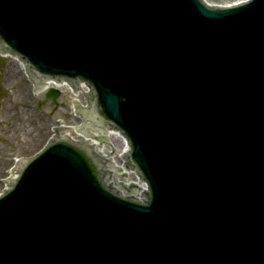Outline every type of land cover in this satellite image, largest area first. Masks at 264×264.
<instances>
[{
	"label": "water",
	"instance_id": "95a60500",
	"mask_svg": "<svg viewBox=\"0 0 264 264\" xmlns=\"http://www.w3.org/2000/svg\"><path fill=\"white\" fill-rule=\"evenodd\" d=\"M0 51L84 82L78 131L119 130L149 186L58 130L0 197V264H264V0H0Z\"/></svg>",
	"mask_w": 264,
	"mask_h": 264
},
{
	"label": "rangeland",
	"instance_id": "374dc122",
	"mask_svg": "<svg viewBox=\"0 0 264 264\" xmlns=\"http://www.w3.org/2000/svg\"><path fill=\"white\" fill-rule=\"evenodd\" d=\"M204 1L223 6L239 0ZM17 66L11 59H0V193L16 159L37 154L59 122L67 126L77 123L69 110V91L62 92L57 104L46 100L48 91L33 94Z\"/></svg>",
	"mask_w": 264,
	"mask_h": 264
},
{
	"label": "bare ground",
	"instance_id": "6f19581e",
	"mask_svg": "<svg viewBox=\"0 0 264 264\" xmlns=\"http://www.w3.org/2000/svg\"><path fill=\"white\" fill-rule=\"evenodd\" d=\"M18 67H19V72H23V67L22 65H19L17 64ZM52 82V81H50ZM48 82L47 84L43 85L42 88H46L48 89L52 83ZM63 85H58L57 87H62ZM79 97V98H78ZM81 98V96L78 95V93H74V96L72 98L69 99V110L72 112V108L74 109V100H79ZM80 104H84L85 102L82 101L81 99L79 100ZM71 104V105H70ZM59 125L61 126H57V130H59V132L61 131H67V130H72L73 128H68V127H65L63 123H60ZM58 132V131H57ZM56 132V134H57ZM92 135L89 137L87 135V137L90 139V146H96V157H108L106 151H109L111 149H113V165L112 167H114V165L116 164V162L118 161V157L115 154V151L114 149L120 151L121 149H123V143H124V139L121 138L118 134L116 133H113V132H110L109 134H107V136L109 137L110 139V147L108 146H103V145H99L98 142L94 139V137L96 136H100V133H93L91 132ZM67 134V133H66ZM70 134V133H69ZM95 135V136H94ZM83 136L86 138L85 134H83ZM10 172V174L8 175V177L10 176V178L7 180V182L10 180H13L14 178H11L14 176V174H12ZM140 187H142V185L139 184ZM6 192V191H5Z\"/></svg>",
	"mask_w": 264,
	"mask_h": 264
}]
</instances>
